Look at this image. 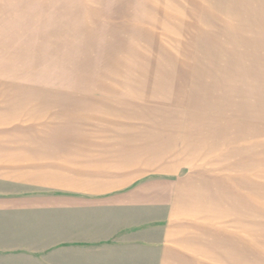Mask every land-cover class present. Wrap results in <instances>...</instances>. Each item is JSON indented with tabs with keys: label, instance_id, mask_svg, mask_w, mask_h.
<instances>
[{
	"label": "rangeland",
	"instance_id": "rangeland-1",
	"mask_svg": "<svg viewBox=\"0 0 264 264\" xmlns=\"http://www.w3.org/2000/svg\"><path fill=\"white\" fill-rule=\"evenodd\" d=\"M56 196L264 264V0H0V246Z\"/></svg>",
	"mask_w": 264,
	"mask_h": 264
},
{
	"label": "crops",
	"instance_id": "crops-1",
	"mask_svg": "<svg viewBox=\"0 0 264 264\" xmlns=\"http://www.w3.org/2000/svg\"><path fill=\"white\" fill-rule=\"evenodd\" d=\"M97 208V204L67 203L66 196L15 204L9 220L15 225L16 246H0V264H179L191 260L167 226H116L104 237V220Z\"/></svg>",
	"mask_w": 264,
	"mask_h": 264
}]
</instances>
